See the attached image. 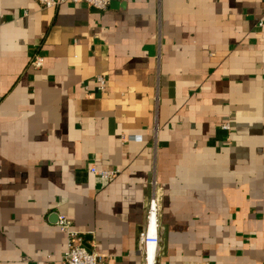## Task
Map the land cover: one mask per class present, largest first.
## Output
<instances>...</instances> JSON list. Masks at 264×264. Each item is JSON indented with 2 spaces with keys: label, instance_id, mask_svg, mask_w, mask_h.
<instances>
[{
  "label": "crops",
  "instance_id": "obj_1",
  "mask_svg": "<svg viewBox=\"0 0 264 264\" xmlns=\"http://www.w3.org/2000/svg\"><path fill=\"white\" fill-rule=\"evenodd\" d=\"M156 192L155 264H264V0H0V264H60L54 214L143 264Z\"/></svg>",
  "mask_w": 264,
  "mask_h": 264
},
{
  "label": "built area",
  "instance_id": "obj_2",
  "mask_svg": "<svg viewBox=\"0 0 264 264\" xmlns=\"http://www.w3.org/2000/svg\"><path fill=\"white\" fill-rule=\"evenodd\" d=\"M112 0H36V2L45 9H56L64 4L84 3L97 10H105ZM35 68H41L43 58L35 55L32 60ZM96 88L102 92L105 89V79L102 75L95 77ZM222 129L229 132L230 125L222 124ZM91 173L103 180L114 178L117 170H97L91 168ZM160 195L155 193L147 203L145 225L139 233V252L142 256L143 264H155L158 246V213H159ZM56 226L66 236V248L62 255L60 264H100L101 258L84 245V233L75 229L70 220L63 216L57 215Z\"/></svg>",
  "mask_w": 264,
  "mask_h": 264
},
{
  "label": "water",
  "instance_id": "obj_3",
  "mask_svg": "<svg viewBox=\"0 0 264 264\" xmlns=\"http://www.w3.org/2000/svg\"><path fill=\"white\" fill-rule=\"evenodd\" d=\"M54 220H57V214H54Z\"/></svg>",
  "mask_w": 264,
  "mask_h": 264
}]
</instances>
